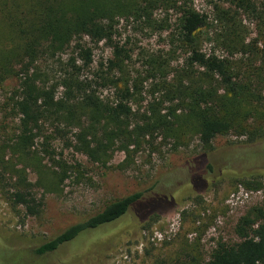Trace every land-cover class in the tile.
Instances as JSON below:
<instances>
[{
  "label": "trees",
  "instance_id": "16d2710c",
  "mask_svg": "<svg viewBox=\"0 0 264 264\" xmlns=\"http://www.w3.org/2000/svg\"><path fill=\"white\" fill-rule=\"evenodd\" d=\"M228 2V8L214 6L215 21L223 30L215 40L231 55L250 52L254 59L247 69L238 66L241 59L202 52V33L210 26L209 17L186 1L0 0V13L11 29L6 35L2 32L0 37V82L9 78L19 80L12 97L13 108L20 118L19 132L0 145V192L12 208L26 216H39L43 202L34 193V185L42 184L47 191L58 192L59 183L68 177L66 169L60 175L49 168L44 163L45 157L36 150L40 136L44 137L43 144H48V139L52 138L42 135L43 124L47 122L75 125L78 131L74 148L104 167L113 160L116 150L126 154L120 164L123 166L148 141L147 137L172 142L175 150L189 146L198 138L202 150L194 159L197 175H193V179L213 171L207 154L214 150V141L219 136L229 133L244 136L248 147L264 144V2ZM159 10L167 16L156 20ZM170 11L177 14V29L183 48L190 53L189 63L203 68V72L185 71V78L172 79L176 83L168 84L167 94H172L170 100L176 103L165 112L163 102L154 99L134 124L132 119L137 115L131 101L137 91L132 90L129 79L100 75L120 93L115 101H109L92 88V81L82 79V69L75 63L71 69L69 63L65 64V72L53 84L48 81L49 73L39 65L42 58H55L74 47L84 66L89 67L93 63V50L84 45L88 38L95 43L111 44L114 58L109 60V68L124 72L125 59L120 56L123 49L114 43L120 21L131 19L168 30ZM242 12L256 21V37L248 42ZM59 88L63 89L61 97L56 96ZM233 152L234 155L237 150ZM263 154L264 148L251 149L232 159H239L245 165L256 162L259 165L256 171L264 172ZM49 155L50 161L56 162L51 153ZM28 168L38 174L36 184L29 181ZM230 169L225 167V170ZM49 174L53 175L51 182L47 181ZM195 182L200 181L192 180ZM243 183L253 188L262 186L260 182ZM178 186L171 181L164 188L171 190ZM142 195L138 192L110 202L102 211L45 241L35 252L57 254L65 249L68 256L55 260V264H63L71 257V247L80 240L86 238L83 247L89 246L87 251L92 250L119 229L139 225L157 215L163 203L172 201V195L167 192L147 201ZM132 212L135 221L129 219ZM235 233L240 241L218 242L208 264H264V204L242 215ZM157 264L177 263L161 260Z\"/></svg>",
  "mask_w": 264,
  "mask_h": 264
},
{
  "label": "rangeland",
  "instance_id": "374dc122",
  "mask_svg": "<svg viewBox=\"0 0 264 264\" xmlns=\"http://www.w3.org/2000/svg\"><path fill=\"white\" fill-rule=\"evenodd\" d=\"M181 1L190 3L209 17L210 26L202 33V52L241 59L238 66L247 69L254 59L250 52L231 55L215 40L223 30L215 21L214 6L228 8L229 0ZM254 1L257 4L264 2ZM165 16L164 12L156 11V20ZM168 17V30L131 19L120 21L114 43L123 49L120 56L125 59L124 72L109 68V60L114 58L111 44L105 41L95 43L88 38L84 45L93 50V63L89 67L84 66L74 47L55 58H42L39 65L49 73L48 81L53 84L65 72V64L69 63L71 69L75 63L82 69V79L92 81V88L109 101H115L120 93L100 75L129 79L132 90L137 91L131 101L137 115L132 119L135 124L154 99L163 102V112L175 105L176 102L170 100L172 94H167L168 84L174 81L172 79L185 78V71L203 72V68L189 63L190 53L180 41L176 12L170 11ZM242 20L247 28L248 42L256 37V21L245 12H242ZM7 23L0 13V37L2 32L6 35L11 31ZM71 57L74 60H70ZM18 86L16 78L0 82V145L19 132L20 118L15 113L12 100ZM62 91L59 88L56 96L61 97ZM77 131L75 125L63 121L43 124L42 135L52 138L48 139V144H43L44 137L40 136L36 150L45 157L44 163L49 168L60 175L66 169L68 177L59 183L58 192L47 191L42 184L34 185V193L43 202L39 216L17 213L0 192V264H55V260L66 258L69 252L62 249L57 254L38 255L35 249L71 225L102 211L110 202L138 192L146 201L167 192L172 195V201L163 203L157 215L139 225L119 229L92 250L87 251L89 246L83 247L86 238L80 240L71 247V257L63 264H157L161 260L177 264H208L218 242L240 241L235 233L239 218L251 208L264 204V172L256 171L259 166L256 162L245 165L239 159H232L244 151L264 148V144L248 147L244 136L229 133L217 137L214 150L207 154L213 171L193 179V175H197L194 159L202 150L198 138H194L189 146L175 150L172 142L147 137L148 141L123 166L120 164L125 161L126 154L116 150L113 160L104 167L74 148ZM232 149L237 150L234 155L231 154L234 153ZM49 153L56 162L50 161ZM261 159L264 161V154ZM227 166L231 169L225 170ZM52 178L53 175L49 174L47 181L51 182ZM28 179L33 184L38 181V174L32 168H28ZM192 180L200 182L196 184ZM171 181L179 186L171 190L164 188ZM242 181L260 182L262 186L248 187ZM240 186L247 191L262 189L263 198L257 204L248 203L243 207L231 202L230 196ZM129 219L136 220L133 212ZM82 253L85 255L80 258Z\"/></svg>",
  "mask_w": 264,
  "mask_h": 264
},
{
  "label": "built area",
  "instance_id": "2783aa9c",
  "mask_svg": "<svg viewBox=\"0 0 264 264\" xmlns=\"http://www.w3.org/2000/svg\"><path fill=\"white\" fill-rule=\"evenodd\" d=\"M262 198H263L262 189H258L255 191H247L240 186L237 192H234L230 196V201L233 203L235 202L237 205H241L243 207L248 203L257 204L259 200H261Z\"/></svg>",
  "mask_w": 264,
  "mask_h": 264
}]
</instances>
